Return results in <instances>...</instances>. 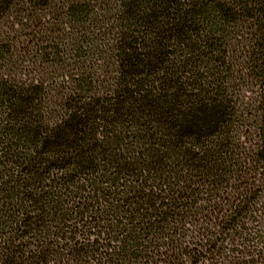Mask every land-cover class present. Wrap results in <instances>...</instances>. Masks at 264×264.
I'll use <instances>...</instances> for the list:
<instances>
[{"label": "trees", "instance_id": "1", "mask_svg": "<svg viewBox=\"0 0 264 264\" xmlns=\"http://www.w3.org/2000/svg\"><path fill=\"white\" fill-rule=\"evenodd\" d=\"M0 264H264V0H0Z\"/></svg>", "mask_w": 264, "mask_h": 264}]
</instances>
